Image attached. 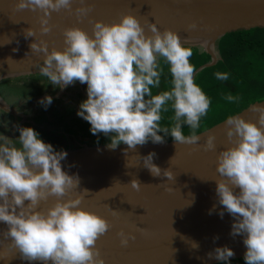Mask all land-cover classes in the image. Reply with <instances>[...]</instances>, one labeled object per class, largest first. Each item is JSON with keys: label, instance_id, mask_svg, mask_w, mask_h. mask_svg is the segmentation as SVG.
<instances>
[{"label": "clouds", "instance_id": "1", "mask_svg": "<svg viewBox=\"0 0 264 264\" xmlns=\"http://www.w3.org/2000/svg\"><path fill=\"white\" fill-rule=\"evenodd\" d=\"M75 2L17 0L15 10L41 12L40 32L48 34L52 12L74 11L79 19L92 11L86 0H79L80 6L73 9ZM147 27L151 35L145 33L134 15L125 14L117 23L94 21L91 35L79 27L65 28L63 50L53 47L49 51L47 41L42 39L30 44L32 52L44 54L43 65H38L39 73L51 84L59 87L75 81L87 84V99L80 104L77 115L91 125L93 135L110 136L108 147L127 145L125 154L149 140L163 143L161 132L165 136L170 134L177 144H198L200 136L196 129L211 103L195 83L191 48L183 46L175 31L161 32L155 23H147ZM188 28L196 29L197 24L192 22ZM24 35L36 37V31L30 27L24 30ZM159 58L170 66L173 86L169 91L153 95L152 89L161 83ZM216 78L227 81L229 76L217 72ZM169 101L175 121L170 129L162 128L159 123ZM45 102L51 104L52 98L41 101ZM251 111L258 113L257 122L240 115L227 119L225 131L232 146L219 152L216 171L220 179L214 181L219 203L235 218L231 235H244L246 264H264V106L254 105ZM184 124L192 129V134H183ZM18 130L19 147L11 138L0 134V222L7 225L6 231H0V246L18 251L20 258L29 262L105 264L96 245L112 225L79 207L89 190L80 189L78 175L63 170L61 161L67 152L55 151L31 127ZM215 140V135H209L204 150H215ZM154 156L153 152L139 158L153 176H160L161 169L153 163ZM163 175L168 180L175 179L170 170H165ZM130 184L136 190L141 187L136 179ZM77 189L79 194L75 192ZM49 197H55V203L46 210H37ZM219 215L222 218L224 212ZM117 235L122 247H127L130 239L135 240L134 235L123 229ZM192 247L198 248V244L193 242ZM234 255L226 246L214 252V258L220 261H228ZM208 256L212 258L213 253ZM0 257L10 255L0 252Z\"/></svg>", "mask_w": 264, "mask_h": 264}, {"label": "water", "instance_id": "2", "mask_svg": "<svg viewBox=\"0 0 264 264\" xmlns=\"http://www.w3.org/2000/svg\"><path fill=\"white\" fill-rule=\"evenodd\" d=\"M16 2L0 0V81L40 74L38 65H43L44 54L32 52L30 44L35 39L37 43L41 39L47 41L49 51L53 47L63 50L65 28L79 27L91 35L94 21L117 23L125 14L134 15L147 35H151L147 23H155L161 32L175 31L183 46L202 47L210 55V61L199 66L194 75L217 62V43L222 36L264 28V0H86L92 6L87 16L78 19L74 11L52 12L51 32L42 34L39 23L42 13L17 11ZM79 6L76 0L73 9ZM192 22L197 24L196 29L188 28ZM30 27L36 31V37L25 38L24 30ZM254 105L264 106V99L231 116L240 115L257 122L258 113L251 111ZM0 110L12 113L1 96ZM229 117L196 133L200 136L196 145L177 144L174 140L148 142L127 154V145L123 143L115 149L100 144L65 150L63 170L78 175L80 189L89 190L79 207L112 225L96 245L105 264H216L223 261L214 258L215 249L225 246L235 253L229 260L244 258L247 250L244 235H231L235 218L219 203L214 181L220 179L216 171L219 152L232 146L225 131ZM209 135H215L216 148L205 151L203 145ZM153 152V163L161 169L160 176H153L139 158ZM165 170H170L175 179L168 180L163 175ZM133 179L141 184L139 190L132 188ZM80 189L75 190L76 194ZM55 200L49 197L37 210H46ZM121 229L135 236L127 247L120 244L117 233ZM6 230L7 225L0 222V231ZM193 242L198 248L192 247ZM0 252L10 255L0 257V264H42L25 261L18 251H8L3 246ZM209 253H213L212 258Z\"/></svg>", "mask_w": 264, "mask_h": 264}, {"label": "trees", "instance_id": "3", "mask_svg": "<svg viewBox=\"0 0 264 264\" xmlns=\"http://www.w3.org/2000/svg\"><path fill=\"white\" fill-rule=\"evenodd\" d=\"M185 47L192 50L190 63L195 69L210 61V55L199 47ZM217 49L219 53L217 62L194 75L195 83L211 102L207 114L201 117L196 133L238 113L249 104L264 99V28L225 34L219 39ZM159 65L161 83L158 88L152 89L153 95L169 91L173 86L170 66L163 58H159ZM217 72L227 73L229 79L227 81L218 80ZM21 92L8 84H2L4 98H8L9 95L19 96ZM228 96H233L235 99L229 101ZM165 108L167 110H162L159 123L162 128L170 129L175 124L172 102H167ZM77 132L82 135V138H86L89 146L110 144V136H105L103 133L93 135L91 125L82 117L77 123ZM182 132L187 136L192 134V129L184 124ZM159 134L164 136L165 141L173 140L170 134L167 136L163 132ZM149 142L152 141L149 140ZM216 264H246V262L244 258H237Z\"/></svg>", "mask_w": 264, "mask_h": 264}, {"label": "flooded vegetation", "instance_id": "4", "mask_svg": "<svg viewBox=\"0 0 264 264\" xmlns=\"http://www.w3.org/2000/svg\"><path fill=\"white\" fill-rule=\"evenodd\" d=\"M36 74H31V75H21V76H16V77H24V76H33ZM12 78V77H11ZM10 78H6L4 80L0 81V96L1 98H3V100H5V102L8 104V106L11 108L12 113H8V112H4L2 110H0V134L3 133V135H6V131L10 130L12 131V133L14 135H18L19 138V128L21 127H31L33 128L39 135H51V136H46V140L48 141L49 144H51L53 146V143L56 141L57 138H61L63 140V137H59V136H55V134L52 133H44L43 132V125L46 124V122L48 123V125L50 123H55L56 122H64V123H70L69 121H66V116H71V114L75 113V108L74 106H78L79 110H80V104L87 99V93H84L82 91H77V89L83 87V84L80 83L79 81H75L73 84H70L68 86H66L64 88V90L62 92H65V89L67 88H73L75 89L74 93L72 94L71 98L72 101H62V106L66 107H71V105L74 108V110L71 112H67L65 110V112L61 113L58 107H51L49 113L54 116V118L56 120H52L50 121L47 118V110L48 109H44L45 111H43V109H41V111L39 112V108L37 106V102L35 105V110L39 113L35 114V115H31V119L29 118L28 112L32 110V105H31V101L33 99L34 93H33V88L29 87V86H22V85H16V84H12L10 82ZM8 84L9 86L21 90L22 92L20 93L19 96L17 95H9L8 98H4V95L2 94V84ZM50 87V86H48ZM23 89V90H22ZM60 90H62V87H59ZM86 89H87V84H86ZM76 99H75V98ZM75 100V101H74ZM41 116V117H40ZM45 116V117H44ZM41 118H45V120H43V122H40ZM45 123V124H44ZM41 124V126H39ZM71 125V123H70ZM46 126V125H45ZM77 125H74V127ZM77 131V128H76ZM79 134V133H78ZM80 135V134H79ZM18 138H14L12 137L13 142L16 144V146H19L18 143ZM58 143V142H56ZM59 145V143H58ZM82 146H89L88 142L86 141V138H82L80 139V142H78L75 146L73 144H71L68 148L63 149L62 151L65 150H71V149H79Z\"/></svg>", "mask_w": 264, "mask_h": 264}, {"label": "rangeland", "instance_id": "5", "mask_svg": "<svg viewBox=\"0 0 264 264\" xmlns=\"http://www.w3.org/2000/svg\"><path fill=\"white\" fill-rule=\"evenodd\" d=\"M200 49H202V47H200ZM10 79H11L10 82L12 84L29 86L34 89L33 90L34 95H32L34 97L31 101V105L33 108L31 111L28 112V114H30L29 115L30 119H31L30 117L31 115H35L39 113L41 109L44 108V109H48L47 118L50 121L52 120L54 121L56 119L54 118V116H52L49 113L51 107L54 108L58 107L61 113L65 112V110L67 112L69 111L72 112L75 108V113L71 114V116H66V121H69L71 125L70 123H64V122L59 123L55 121L54 124L50 123L48 125V123L46 122V124L44 123L46 126L45 125L42 126L44 133L55 134L54 137L55 136L63 137V140L61 138L55 137L57 138L56 141L53 143V145H56L54 146L55 151H62L63 149L68 148L71 144L75 146L78 142H80L82 135H79L78 132L76 131L77 126L74 127V125H77V123H79V121L81 120V117L77 115L79 108L76 105L75 106L71 105V107H66V108L62 106L63 105L62 101H72L71 96L74 93L75 89L71 87L70 89L69 88L65 89V92H62V90L59 89V86H54L53 84H51L48 78L45 76L33 75V76H24V77H12V78L10 77ZM78 90L87 93L86 84H83V87H81L80 89L78 88L77 91ZM49 96L52 98L51 104H47L46 102L42 104L41 101ZM35 101L37 102L39 112L35 110V105H36ZM72 106H74V108ZM44 109L43 111H45ZM43 120H45V118L44 119L41 118L40 122H43ZM39 126H41V124ZM4 136H7L11 139L12 137L18 138V135H14L10 130L6 131V135ZM46 136H51V135H39V138L45 143H48V141L45 138ZM56 142H58L59 145Z\"/></svg>", "mask_w": 264, "mask_h": 264}]
</instances>
